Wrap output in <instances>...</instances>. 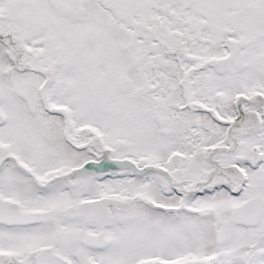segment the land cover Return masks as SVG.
I'll use <instances>...</instances> for the list:
<instances>
[{
	"label": "snow or ice",
	"instance_id": "6c2138e0",
	"mask_svg": "<svg viewBox=\"0 0 264 264\" xmlns=\"http://www.w3.org/2000/svg\"><path fill=\"white\" fill-rule=\"evenodd\" d=\"M0 264H264V0H0Z\"/></svg>",
	"mask_w": 264,
	"mask_h": 264
}]
</instances>
